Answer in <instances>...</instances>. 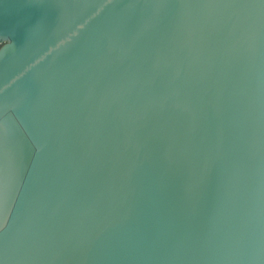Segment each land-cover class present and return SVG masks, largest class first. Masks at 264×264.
Returning a JSON list of instances; mask_svg holds the SVG:
<instances>
[{"label": "water", "instance_id": "water-1", "mask_svg": "<svg viewBox=\"0 0 264 264\" xmlns=\"http://www.w3.org/2000/svg\"><path fill=\"white\" fill-rule=\"evenodd\" d=\"M0 264H264V0H0Z\"/></svg>", "mask_w": 264, "mask_h": 264}]
</instances>
